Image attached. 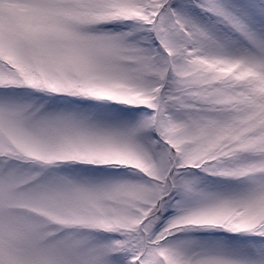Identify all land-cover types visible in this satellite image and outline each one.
<instances>
[{"label": "snow or ice", "instance_id": "obj_1", "mask_svg": "<svg viewBox=\"0 0 264 264\" xmlns=\"http://www.w3.org/2000/svg\"><path fill=\"white\" fill-rule=\"evenodd\" d=\"M0 264H264V0H0Z\"/></svg>", "mask_w": 264, "mask_h": 264}]
</instances>
